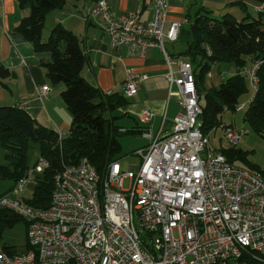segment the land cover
<instances>
[{
    "label": "built area",
    "instance_id": "obj_1",
    "mask_svg": "<svg viewBox=\"0 0 264 264\" xmlns=\"http://www.w3.org/2000/svg\"><path fill=\"white\" fill-rule=\"evenodd\" d=\"M263 9L260 3L257 10ZM167 12V0H154L152 17L142 21L137 12L115 14L106 0H96L90 15L101 18L116 53L123 47L139 56L151 47L162 52L169 65L168 88L176 86L179 94L172 132H153V113L142 111L138 120L147 143L134 151L137 165L125 169L110 161L100 173L86 157L62 164L44 208L25 204L22 195L49 165L39 155L0 195V207L26 221L28 245L14 254L0 251V264H264V175L229 162L209 146V133L201 130L193 66L184 59L176 72L171 69L165 41L176 42L181 23L171 21L165 29ZM260 64L229 66L228 72L248 77L254 87ZM218 76L225 79L223 72ZM144 80L145 75L126 68L123 96L135 95ZM47 90L43 86L38 97ZM220 127L230 145L246 134ZM57 132L60 138L67 134Z\"/></svg>",
    "mask_w": 264,
    "mask_h": 264
},
{
    "label": "trees",
    "instance_id": "obj_2",
    "mask_svg": "<svg viewBox=\"0 0 264 264\" xmlns=\"http://www.w3.org/2000/svg\"><path fill=\"white\" fill-rule=\"evenodd\" d=\"M17 1L21 8L28 7L29 13L20 19L11 32L22 35L35 52L48 53L47 59L41 58L40 62L52 84L64 85L60 95L71 122L67 134L60 138L56 130L41 125L23 108L0 104V147L7 162L0 164V179L11 180L13 185L22 177L29 168L27 151L34 146L49 165L36 176L30 196H24L23 202L35 208H44L49 202L54 176L62 164H75L86 157L102 173L110 161L120 162L122 159L117 135L133 133L134 130L118 131L113 123L114 117L105 115L126 105L127 98L119 92L103 93L82 76L85 57L80 38L61 24H55L46 39L42 37L47 15L63 8L67 0ZM254 1L264 3V0ZM239 2L242 3H235ZM240 6L243 8V5ZM204 11L198 10L192 20L181 24L176 40L182 46L178 56L192 64L198 97L203 98V103L199 102L202 107L199 116L201 130L209 133L212 128L222 124L220 117L225 109H238V99L246 91L245 79H248L237 73L222 80L217 87L206 90L204 79L211 66L224 63L240 70L261 60L256 70L257 83L246 103L243 118L264 137V9L257 10L256 14L245 13L239 20L230 13L212 16ZM8 74V69L0 66V77ZM216 150L229 162L240 161L247 168L256 169L264 175V171L251 163L246 152L236 145L229 144ZM20 221L26 227L23 218L0 207V235L4 228ZM27 247L26 242L25 249ZM3 248L9 254L16 253L7 250L8 247Z\"/></svg>",
    "mask_w": 264,
    "mask_h": 264
},
{
    "label": "crops",
    "instance_id": "obj_3",
    "mask_svg": "<svg viewBox=\"0 0 264 264\" xmlns=\"http://www.w3.org/2000/svg\"><path fill=\"white\" fill-rule=\"evenodd\" d=\"M95 1L67 0L63 8L48 14L44 21L42 37L46 39L55 24H61L77 35L81 40L85 57L81 74L103 93L108 91L122 93V84L128 67L145 75V80L139 85L137 93L127 98L126 105L116 109L122 112L121 120L124 124L117 126L115 117L118 115L114 116L112 112L108 114L110 118L114 117L113 123L118 127V131L134 130L133 133L125 131L136 137L133 152L147 143L141 136L142 125L138 115L144 110L152 112L150 124L153 132L161 135L170 134L173 130V118L180 112L179 94L176 86L168 88L166 75L169 72V65L157 47L148 48L142 56L130 54L129 49L125 47L118 53L111 49L110 37L102 28L101 18L90 15ZM106 1L110 11L115 14L137 12L142 21L152 17L154 0ZM236 1L242 3L236 4ZM167 4L165 29L171 21L186 24L200 9L208 11L212 16L232 12L244 16L245 13L252 14L248 11L250 7L256 12L259 6L254 0H167ZM28 13L29 8H21L17 0H0V66L9 71L8 75L0 77V104L18 107L21 102L26 101L23 109L38 123L67 133L71 117L60 95L64 85L52 84L40 62L41 58L47 59L48 53L35 52L22 35L11 32ZM165 47L172 61L171 69L176 72L178 63L185 59L178 56L182 48L177 47L176 42L167 40ZM228 67L227 64V69ZM217 70L219 72V68ZM43 86H47L48 90L44 98H39L38 93ZM120 164L123 166L122 161ZM11 186L12 183L5 192Z\"/></svg>",
    "mask_w": 264,
    "mask_h": 264
},
{
    "label": "rangeland",
    "instance_id": "obj_4",
    "mask_svg": "<svg viewBox=\"0 0 264 264\" xmlns=\"http://www.w3.org/2000/svg\"><path fill=\"white\" fill-rule=\"evenodd\" d=\"M252 14H256V12L252 11L251 7L248 10ZM233 16L236 17L238 20L243 15H237L232 12ZM48 16V15H47ZM216 16V15H215ZM221 16V15H218ZM177 47H182L180 44L176 43ZM219 68V72H223L225 78H228L231 74L228 72L227 64L219 63L218 66L212 65L210 68V72L212 73V77H207L204 79V87L206 90L217 87L218 84L221 82L220 77L217 75V68ZM246 91L242 93L238 99V109L230 110L225 109L220 117V121L222 124L218 125L215 131L209 132V146L212 149H218L219 147H227L229 143L223 137V131L220 127L224 124H231L235 129L238 130H245L246 134H244L240 140V142L236 145L238 148L246 152L247 159L251 162L256 164L261 170L264 171V137L260 136L252 127L251 125L244 120V112L247 107V102L251 98L253 94V86L251 85L250 81L246 78ZM205 91L201 93V96H204ZM200 103H203V98L199 99ZM115 117V124L121 125L124 124L122 116V112L118 110L112 111ZM108 116V112L105 113ZM134 137L129 133L118 134L117 139L121 143V155H122V164L123 167L126 169L128 165H137L139 163V157L132 152L134 148ZM139 138V137H138ZM4 150L0 147V164H7L3 157ZM28 159L27 164L29 168H32L39 158V153L36 151L34 146H31L27 151ZM236 164L246 167L240 161H236ZM11 185V180L7 179H0V195H2L8 187ZM33 190V186L30 185L24 189L23 196L28 197ZM26 227L23 221L15 223L13 226L6 227L3 229L0 235V251L4 250L3 247H8L7 250L14 251L16 253L22 252L26 246Z\"/></svg>",
    "mask_w": 264,
    "mask_h": 264
}]
</instances>
